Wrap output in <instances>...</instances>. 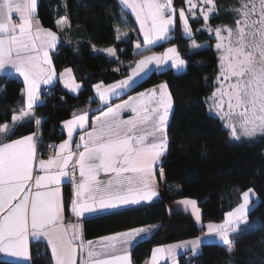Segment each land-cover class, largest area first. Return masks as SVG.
<instances>
[{"label":"snow or ice","instance_id":"1","mask_svg":"<svg viewBox=\"0 0 264 264\" xmlns=\"http://www.w3.org/2000/svg\"><path fill=\"white\" fill-rule=\"evenodd\" d=\"M118 3L121 22L128 25L124 11L129 9L139 25L146 47L137 43L136 49L142 58L126 79L107 86L95 85L106 110H100L91 122L87 111L74 113L72 119L63 122L68 139L58 149L49 145L54 155L38 159V132L12 139L15 128L33 117L42 84L51 85L59 79L73 92L81 85L76 83L71 68L57 76L49 52L57 47L59 37L57 32L41 26L38 0H0V72L8 66L14 69L23 78L26 96V105L19 114H13L12 125H0V253L31 264L30 241L35 240L46 242L51 264H132L133 241L142 239V234L157 226L133 227L92 241L84 239L82 225L87 217L118 214L123 208L151 201L158 195L156 169L169 147L167 129L174 104L167 83L114 106L109 101L130 89L141 73L147 75L151 64L159 67L170 62L176 69L186 66L176 46L161 54H145L151 50L147 46L174 38L177 14L192 49H202L207 42H196L190 17H202L204 24L195 31H206L216 40L218 72L214 91L206 100L209 112L221 119L233 140L264 136V0H236L229 8L233 22L216 26L209 22L218 13L216 0H185L186 8L180 9L175 7L174 0ZM61 26H70L67 15L57 21V27ZM116 31L119 39L120 29ZM106 52L116 56L113 48ZM35 123L39 126L41 121L36 119ZM78 129L84 134L77 143L73 135ZM159 176L164 178L162 167ZM65 178L73 184V198L68 205L59 187ZM254 196L253 189L244 191L242 203L227 212L222 222L206 226V235L217 237L229 253L233 250L230 237L242 224L249 223ZM180 203L190 205L193 215L200 220L196 200ZM66 210L74 215L76 223L65 222ZM201 243L202 238L197 237L155 248L150 264H159L165 256L177 264V249H190L196 255ZM118 247L124 249L123 254H115Z\"/></svg>","mask_w":264,"mask_h":264},{"label":"trees","instance_id":"2","mask_svg":"<svg viewBox=\"0 0 264 264\" xmlns=\"http://www.w3.org/2000/svg\"><path fill=\"white\" fill-rule=\"evenodd\" d=\"M216 3L218 13L209 22L213 26L231 24L233 14L229 8L236 0H216ZM174 5L177 9L186 8L185 0H174ZM65 10L71 29L57 48L54 64L57 70L71 68L82 90L77 95L61 85L48 90L43 94L44 103L35 108L34 117L17 126L12 136L17 139L36 132L35 120L39 119L44 139L41 152L46 144H58L64 139L61 125L75 111L96 103L95 85H109L128 77L142 58L136 44L144 48L133 19L125 11L128 25L121 22V6L117 0H40L38 18L45 28L57 30V20ZM176 19L174 38L151 47L145 54L162 53L176 46L187 62L185 71L176 72L172 68L153 71L126 96L112 103L167 83L174 104L167 129L170 143L161 165L166 182L165 199L118 214L87 219L83 222L84 237L93 241L133 227L157 226L131 252L134 264H146L155 247L194 239L205 231L189 214L169 215V201L196 200L203 224L220 223L225 214L240 203V194L251 188L257 192L259 200L249 214V223L232 236V252L229 253L225 245L208 243L201 247L194 260L195 264H264V136L233 140L221 119L209 112L206 100L215 88L218 72L216 40L206 31H195L204 24L202 17H190L196 42H207L202 49H192L191 40L182 33L178 14ZM117 28L121 32L119 39ZM124 32L128 35L123 36ZM108 48L116 50V58L101 52ZM21 108H24L22 82L11 76L0 77V125L10 124L13 114L19 113ZM64 192L68 205L72 198L70 186H66ZM66 216L70 218V211L66 210ZM43 249L42 245L32 246L31 264H51L48 251L40 254ZM0 264L19 263L0 260ZM179 264H187L184 256Z\"/></svg>","mask_w":264,"mask_h":264},{"label":"crops","instance_id":"3","mask_svg":"<svg viewBox=\"0 0 264 264\" xmlns=\"http://www.w3.org/2000/svg\"><path fill=\"white\" fill-rule=\"evenodd\" d=\"M39 1H40V0H38V5H39ZM117 1H118V0H117ZM120 6H121V5H120ZM125 12H126L128 15L131 16V18L133 19V21H134V23H135V25H136V27H137V29H138V32H139V25L136 23L135 18H134V15L131 13V11H130L129 9H125ZM65 15H67V11H66V10H65L64 15H62V17H64ZM62 17H61V18H62ZM61 18H60V19H61ZM38 19H39V18H38ZM60 19H58V20H60ZM67 19H68V24H69L70 26H61L60 28L57 27V30H52V29H50V30H52V31H54V32H57V35H58V37H59V40H58V43H57V47H56L55 49L50 50V52H49V55H50L51 58H52V63H53V66H54V67H55V64H54V52L57 50V48H58V47L60 46V44L62 43L63 37H64L65 35H67V34L69 33L70 29H71V23H70V19H69L68 15H67ZM58 20H57V21H58ZM39 21H40V19H39ZM40 24H41L42 27H44V26L42 25L41 21H40ZM56 26H57V23H56ZM44 28H45V27H44ZM175 28H176V27H175ZM47 29H48V28H47ZM139 35H140V37H141V39H142V41H143V36H142V34H141L140 32H139ZM162 43H164V42H162ZM158 45H160V44H158ZM158 45H156V46H158ZM145 47H146V46L144 45V48H145ZM147 47H150V48H151V47H155V46H147ZM101 52H102L103 54H105V55H108L107 52H106V50H102ZM162 53H163V52H162ZM156 54H161V53H156ZM148 55H151V54H148ZM108 56H109V55H108ZM109 57H111V58H116V56H114V57L109 56ZM137 62H138V61H137ZM137 62H136V63H137ZM135 65H136V64H135ZM135 65H134L133 68H135ZM170 67H171L170 62H169V64L160 65L159 67H158L157 65H155V64H151V65H149V66H148V70H146V71H147V75L141 73V75H140L139 77L136 78V82L133 84V86H132L130 89H126V90H124V92H122L121 95L118 96V97H116V96H114V97H110V101H109L110 104L112 105V103H113L115 100H117V99H119V98H122L123 96H126V94H128L130 91H132V90L138 85V83H139L142 79H144L145 77H147V76H148L150 73H152L153 71H156V70H162V69L170 68ZM133 68H132V69H133ZM132 69H131V70H132ZM55 70H56L57 76H59L60 73L64 72V69H62V70H57L56 67H55ZM131 70H130V72H129V75L132 74V71H131ZM129 75H128V76H129ZM8 76L15 77V78L19 79V80L22 82V84H23V90L25 89V84H24V82H23V78H22L21 76H19V74L16 73V72L14 71V69H12L10 66L7 67V70H6V71H4V72H0V77H8ZM72 76L75 78L76 83H78V84L81 85V87H80V89H79L78 91L73 92V91H71L70 89L65 88V87H64V83H63V81H61V80H59V79L54 80L53 84H51V85H44V84H42V85H41V92H40V100L37 102L36 105H34L33 112L35 113V108L38 107V106H40V105H42V104L44 103V97H43V94H44L45 92H47L48 90H50V89L56 87L57 85H61V86H62L66 91H68L69 93L74 94V95H77V94L82 90V84L76 79V77L74 76L73 72H72ZM67 78H68V77H67V74H65V79H67ZM126 78H127V77H126ZM126 78H124V79H126ZM121 80H123V79H121ZM121 80H120V81H121ZM117 82H118V81H117ZM117 82H114V83H112V84H115V83H117ZM112 84H109V85H112ZM103 85H104V84H103ZM105 86H107V85H105ZM94 94H95V96H94V101L96 102L95 104H93L92 106L86 108L85 110H78V111H75V112H74V113L79 114V113H82V112L87 111L88 116H89V121H90V122L95 118V116H97V115L100 114V110H106V107H107L102 101H100L99 96H98V93H97L95 87H94ZM135 95H136V94H134V95H130V96H135ZM130 96H128V97H127L126 99H124V100H127ZM23 98H24V107H25V105H26V96H25L24 94H23ZM124 100H121V101H119V102H117V103H115V104L122 103ZM115 104H114V105H115ZM114 105H112V106H114ZM74 113H73V114H74ZM17 114H19V113H17ZM73 114H72V117H71L70 119L73 118ZM126 115H127V114H125V116H126ZM33 117H34V114H33ZM33 117H32V118H33ZM32 118H31V119H32ZM31 119H28V120H26V121H29V120H31ZM70 119H68V120H70ZM169 119H170V118H169ZM26 121H25V122H26ZM12 123H13V121H12L9 125H12ZM61 128H62V131H63L64 134H65V137H64V139H63L62 141L58 142V144L56 145V146H57V149H58L59 144H61L64 140H67V139H68L67 129L64 127V124H63V123H62V125H61ZM36 132H38V135H39V137H40V145L38 146V148H39V150H38V159H40V158L45 159V157L42 156V152H41V145L43 144L44 139H43V137H42V132H41V127H40V125L38 126ZM83 134H84L83 131L78 129L77 132L74 133V135H73V141L78 143V142H79V136H80V135H83ZM74 147H75V144H73V148H74ZM165 156H166V154L161 158V161L159 162V165H158V167H157V169H156V181H157V183H158V188H157L158 195H157L156 197H153L151 201H146V202H142V203L139 204V205H133V206H130V207L123 208V209L119 210V212H120V211H124V210H128V209H133V208H138V207H142V206H147V205H150V204L155 203V202H157V201H161V200H164V199H165V193H164V186H165V184H166V182H165V177H164L163 179H161L160 176H159V170H160V168H161V165H162V163H163V161H164ZM36 169H37V171L39 170L38 162H37V164H36ZM41 174H42V173H41ZM66 186H70L71 191H72V198H73V184H72V182H71L70 179L65 178L64 180H62L61 184L59 185V187H60V189H61V194H62V197H63L64 202H65V192H64V191H65V187H66ZM172 191H175V190H172ZM72 198H71V200H72ZM183 200H185V199H184V198H182V199H172L171 201H169V202L167 203V210H168L169 215H174V214H178V213L189 214V215H191V216L193 217L194 221L196 222V224H197L198 226H201V227H204V228H205L204 233H203L201 236H199V237L202 238V243H201L200 248L198 249V252H197L196 255H198V254L200 253V251H201V247H202L204 244H208V243H209V244H211V243H219V244L224 245V244H223V243H222L217 237H215L214 235H206V233H207V231H208L206 226H207V224H209V223H207V224H203V222H202V212H201V210H200V220L198 221V220L196 219V217H195V216L193 215V213H192L191 206H190V205H189V206H186V205L180 203V202L183 201ZM197 207L199 208L198 203H197ZM199 209H200V208H199ZM104 215H108V214H100V215H98V216H104ZM98 216H95V217H98ZM90 218H94V217H87V219H90ZM87 219H85V220H87ZM85 220H83V222H84ZM65 222H66V223H76L77 221H76V218L74 217V215H73L71 212H70V218H68V217L66 216V212H65ZM244 226H245V225L242 224V225L240 226V229L238 230L237 233H239V232L241 231V229H242ZM82 227H83V225H82ZM146 228H147V227H146ZM153 230H155V228H153L152 231H150L149 233L142 234V239H141V238H137V241H133V244L136 245L139 241H141V240H143L144 238L148 237V236L153 232ZM83 236H84V231H83ZM232 236H233V235H232ZM232 236L230 237L231 239H232ZM84 239H85V237H84ZM194 239H195V238H194ZM85 240H86V239H85ZM97 240H98V239L93 240V241H97ZM190 240H193V239H190ZM190 240H186V241H190ZM177 243H179V242L172 243V244H167V245H163V246L173 245V244H177ZM33 245H42L43 248H44L46 251H48V253L50 254V257H51V252H50V249L47 247L46 242H40V243H38V242H36L35 240H31V241H30L31 260H32V246H33ZM158 247H162V246H157V247H155V248H158ZM133 248H134V247H132V248L130 249V254H131ZM155 248H154V249H155ZM152 251H153V250H152ZM123 252H124V249L118 247L117 250H116V253H115V254H123ZM190 252H191L190 249H177V250H176V261H177V264H179V260H180V258H182L185 254L190 253ZM151 256H152V253H151V255H150V258H149L148 261L146 262V264H150ZM78 259H79V256H78ZM0 260L6 261V262H12V263L28 264L27 261L18 260L17 258L9 257V256H7V255H5V254H3V253H0ZM131 261H132V264H134V263H133V260H132V256H131ZM159 264H172L171 257L165 256L164 259H162V260L159 261Z\"/></svg>","mask_w":264,"mask_h":264},{"label":"built area","instance_id":"4","mask_svg":"<svg viewBox=\"0 0 264 264\" xmlns=\"http://www.w3.org/2000/svg\"><path fill=\"white\" fill-rule=\"evenodd\" d=\"M57 50L54 52V56L57 55ZM60 135H62V133H60ZM49 145H57L56 143H48L46 144V146L44 147L43 151H42V156L45 157V159H47L50 155H54V152L52 149H50L48 146ZM46 253V250L43 249L40 251L41 255H44ZM195 255H193L191 252L187 253L184 255V260L186 261L187 264H195Z\"/></svg>","mask_w":264,"mask_h":264},{"label":"rangeland","instance_id":"5","mask_svg":"<svg viewBox=\"0 0 264 264\" xmlns=\"http://www.w3.org/2000/svg\"><path fill=\"white\" fill-rule=\"evenodd\" d=\"M170 68H172V69H174L176 72H183V71H185V69H186V66L184 67V68H182V69H176V68H173V67H170ZM165 69H167V68H165ZM216 86V85H215ZM214 91V90H213ZM212 91V92H213ZM212 94V93H211ZM211 94H210V96H211ZM208 106H209V104H208ZM213 115H215L214 113H212ZM216 116V115H215ZM218 117V116H217ZM257 137H260L259 135L257 136ZM256 138V137H255ZM253 191H254V193H255V196L254 197H252V205L254 206V203L256 202L257 203V201L259 200V198H258V194H257V192L253 189ZM240 203H242V193L240 194ZM239 203V204H240Z\"/></svg>","mask_w":264,"mask_h":264}]
</instances>
